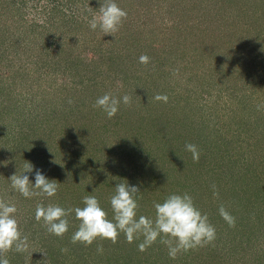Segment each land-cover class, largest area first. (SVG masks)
Masks as SVG:
<instances>
[{"label": "rangeland", "instance_id": "1", "mask_svg": "<svg viewBox=\"0 0 264 264\" xmlns=\"http://www.w3.org/2000/svg\"><path fill=\"white\" fill-rule=\"evenodd\" d=\"M207 1L166 0L164 4L159 0L164 7L159 8V18H152L151 30L144 34L138 33L140 36L123 37L120 57H113L111 61L108 56L109 49L106 48L105 56L98 62L95 73L91 67L84 71L80 64L71 71L72 74L77 72L81 75L83 81L93 76L96 83V87H92L93 100L103 95L102 91H107V88L114 91L121 87L122 94L114 96L121 99L122 103V97L130 96V91L135 90L136 86L135 100L131 103H140V110L131 112L134 115H129L130 112L121 114L118 111L114 117L107 119L103 111L92 114L93 106H89L90 111L87 112L82 99L77 98L76 106L73 105L76 120L70 129L58 130L57 124L52 125L53 128L38 126L40 131L36 133L43 135L44 131L47 142L57 150L55 152L58 159L54 157V160H59V169L44 163L48 159L37 155L36 151L25 148L26 137L35 134L30 130L31 121L26 115V104L32 106L35 100L28 97L33 96V90L28 89V79L24 74L25 71L30 73V70L34 69L33 64L27 61L33 56L25 55L29 53L30 48H26L24 53L20 49L13 51L10 46L2 50L3 37L0 35V198L16 206L15 217L20 230L28 237L26 251L16 252L13 249L5 254L10 264H264V250L263 246H260L264 243V161L261 160L264 159V107L258 108L264 105V29L256 30L257 18L252 12L254 8L257 9L259 2L264 4V0H236L233 7H230L234 8L235 12L238 10L232 20H239L241 27L250 23L249 45L239 47L231 35H226L231 47H225L226 40L223 39L216 49L222 53L220 57L215 55L212 59L211 55L210 64L207 58H204L205 61L201 59L203 65L197 68L190 67L191 62L186 59L188 66L184 67V58H187L188 54L201 58L196 49L199 42L212 44L210 36L197 35L194 32L197 27H193L194 22H197L198 27H205L209 31L216 23L215 19L211 21L210 16L206 14V4L211 2ZM100 2L103 3V0ZM218 2L220 5L222 3L225 8L221 6L222 11L226 14L229 9L226 5L231 4L233 0ZM188 4L194 6L192 13H188ZM2 5L5 6L4 9L1 8ZM11 5L17 7V12L9 13ZM92 6L93 3L89 5L88 1L80 0H1L0 20L6 17L9 19L10 14L20 13L23 23H34L35 31H38L35 20H41L44 16L47 18L49 12L66 15L74 8L80 16L90 20L92 15L99 11V5L94 10ZM125 6L128 7L124 3ZM56 8L61 11L57 12ZM212 10L213 7L209 6V11ZM145 12L144 6L129 10L126 21L139 27L141 20H145L147 16ZM79 26L83 32L84 24L81 22ZM11 30L14 31L15 28ZM1 32L0 30V34ZM7 32L6 30L4 36ZM82 39L87 42L77 44V49L82 55L81 58L88 60L90 65L94 60L91 57H97L103 48L97 51L99 45L92 38ZM180 39H183L186 47H181L182 41L178 43ZM32 43L33 40L28 42L29 45ZM45 49L44 56H47L49 63H54L59 54L53 47L46 46ZM160 50L163 51L164 58L155 60L154 51L161 54ZM145 54L150 57V63L147 65L139 63V57ZM240 60L245 62L238 64ZM60 68L51 64L48 69L52 70L53 76H58ZM206 71L207 75L211 74L213 77L200 83L199 79L203 80ZM58 80L53 83L58 85ZM47 81L49 84L46 85H53L50 78H47ZM136 81L142 84L145 81L153 83L155 88H140L135 85ZM162 84L168 85L167 88L161 90ZM193 84H198L193 92L202 94V99L199 98L195 104L203 102L200 110L211 113V118L205 122L204 130V122L184 125V115L176 116L178 112L173 115L174 111L171 110H177L178 102L181 104L178 99L187 100L191 90H186L193 87ZM33 86L37 88L36 84ZM68 90L70 94L83 91L79 84H71ZM173 92L178 94L177 99H171ZM156 94L168 97L164 107H149L156 103ZM62 96L66 98L63 92ZM171 100L173 102L170 109ZM140 113L145 115L137 118ZM165 113H169L171 119L167 118ZM169 121L174 124L167 126ZM185 130L188 132V138L183 136L186 134ZM186 143L197 145L201 153L198 163L193 162L192 154L185 149ZM86 146L89 152L94 150L93 155L86 156L83 153ZM43 149L45 157L49 150ZM251 150L256 151V156L252 158L248 155L252 153ZM75 151L77 153L74 154ZM159 151L163 152L162 155ZM71 160L73 163L69 164ZM26 162L34 166L32 173H22ZM77 166L82 167L80 170L88 169L77 173L74 172ZM36 169L49 180L54 177L57 179L56 171L60 173L56 181L59 188L54 197L39 195L25 198L13 189L9 180L13 174L28 175L31 183L35 184ZM194 172L203 177L199 178L200 180L195 178L193 186L197 181L216 185L219 199L211 192V200L219 202L218 206L223 203L228 211H232L231 215L236 221L235 227H229L222 217L211 221L218 231L214 243L182 252L175 259L169 257L168 248L160 243L159 239L152 248H147L152 249V252H143L138 249V245L143 242V236L129 243L123 238V233L115 244L99 238L90 246L79 242L73 244L70 238L78 230L80 223L74 212L68 217L69 229L62 237L50 234L43 220L37 222L35 219L38 204H56L65 209H74L84 206L85 196L99 192L100 205L108 213V219L112 220L114 213L110 198L115 194L118 183L138 187L137 202L140 210L137 211V218L143 215L154 219V202L162 203L169 195L176 194L174 191L178 190L180 185H186V182L194 178ZM63 183H66L67 187ZM193 188L188 192L183 190L193 197L197 207L200 200L208 201L206 194L197 195V188ZM75 196L80 202H72ZM206 211L208 212V209ZM253 220V225L250 226V221ZM245 222L247 225H244ZM98 245L103 246L102 253L97 252ZM61 249L67 251L62 252ZM157 249L164 250V254H156Z\"/></svg>", "mask_w": 264, "mask_h": 264}, {"label": "trees", "instance_id": "2", "mask_svg": "<svg viewBox=\"0 0 264 264\" xmlns=\"http://www.w3.org/2000/svg\"><path fill=\"white\" fill-rule=\"evenodd\" d=\"M83 1H88V4L90 5V3H93L92 6V10H94L97 5H99L98 7L101 6V2L102 0H80V2ZM142 1H146V3H142ZM163 1V3L165 4L166 0H161ZM211 1L210 3L206 4L207 6V10H206V14H208L209 19L211 21L216 22L214 24V26L208 31L205 29V27H198V23L194 22V26L193 27H197L196 31L193 30V28H191V30H193L194 32L198 34H200L201 37H205V35L210 36V39L212 40V44L210 45V43H207L206 41L203 42H199L198 45H196V49L198 50V53L201 55V58H196L194 55L192 54H188L187 58H184V62H183V66H188V62L186 61V59H188L191 63L190 67L195 66V68L200 67V65H203V62H200V60L207 58L209 64H210V58L212 55V59L215 58V55H217L218 57L221 56L222 53H220L219 51H216V49L218 48L219 45H221V41L223 39H225V47H231V45H229L228 41H227V37L228 36H232L234 38V41L236 43L237 46L241 47V46H245V45H249L251 43V38L249 36V24L247 23L244 26H240L238 21L239 20H232L233 15L236 17V12H238V10L235 12L234 8H230L233 7V5L235 4L236 0H233V2L231 4H227L226 7L229 8L228 11L226 12V14H224V12L222 11V7L224 8V6L219 4L218 0H208L207 2ZM1 2V0H0ZM115 2L124 10L129 11V10H134L139 9L141 6H144V8L146 9V17L145 20H141V24L139 27H137V25L135 24H130L128 22V20L123 22L122 27L119 29L118 32L114 33L113 35L110 34H104L99 28H97L96 30H92L89 27V23H88V19H86L85 17H82V15L80 16V14H78V12L76 10L70 9L69 12H67L66 15H58V14H52V13H48L49 15L44 16L43 19L38 20L36 19L35 22L37 23L38 31H35L36 29L34 28V23L32 24H24L23 23V19L20 16V13H15V14H10V20L6 17L3 18L2 20H0V30L1 32V36L2 41H3V49H7L9 46L11 47V49L13 51H17L18 49L26 50V48H30L29 53L27 52L25 55H32L33 58L29 59L27 61H29L31 64H33V68L30 70V73L28 71H25V75L28 79L27 83H28V89H32V95L31 98L30 96L29 99H34V103L31 106V104H26V115L29 117V121H31V128L30 130L33 131L34 135H29L27 136V140H26V145L25 148L28 149L30 148L31 150H33L32 152L36 151L37 155H41L42 158L48 159L46 160L44 163H49L52 164V167H56L57 169H59V166L57 165V163L59 164V160H54L56 158V152L57 150H54L53 145L49 142H47L46 138L44 137V131L42 132L43 135L37 134L36 132H39L40 130L37 129L38 126H46L47 128H53L52 125L57 124L58 130H60L61 128H63L64 130H68L70 129V127L73 126V122H75L76 120V114L75 111H73V105L76 106V99L80 98L82 99V102L85 106V110L90 111L88 108L89 106H93V110H91L92 114L95 113H101L102 110L100 108L94 107L96 100H93V98H91L94 94H93V88L92 87H96V83L95 81H93V76H91L90 78L88 77L87 81H83L81 79V75H78L77 72L73 73L71 71H73V69L78 68L77 66L80 64L81 67H83L84 71H87V69L89 67L94 69V73L97 71V64L99 61H102V58L105 56L104 51L106 48L109 49L108 52V56L110 57L111 61H113V57L116 56H121V43L122 40L124 39L123 37H125L126 35L128 36H140L139 34H144V32H147V30H151V22H152V18L156 17L159 18L158 16H160V11L159 8L164 7L163 4H161L159 2V0H115ZM230 2V1H229ZM245 2V1H244ZM253 3V1H251ZM100 3V4H99ZM104 3V0H103ZM124 3L128 5V7H124ZM191 3H194V1H191ZM86 4V3H84ZM189 6V11L188 13L191 11V13L194 10V6H190V4H188ZM209 6L213 7L212 11H209ZM222 6V7H221ZM2 9L5 8L4 5L1 6ZM240 8V7H239ZM17 7L16 6H12L10 7V9L8 11H10L9 13H14L17 12L16 11ZM225 9V8H224ZM245 8L243 7V10ZM247 9V8H246ZM197 10V9H196ZM56 11L59 12L61 11L59 8H56ZM258 11V12H257ZM137 12V11H136ZM144 12V11H143ZM257 18V24H256V30L259 31L261 28L264 29V4H261L260 2L257 5V9L252 11ZM138 13V12H137ZM85 18V19H83ZM259 19V22H258ZM205 20V18L203 19ZM11 23H9V22ZM252 23V20H250ZM84 24V28H83V32L80 29L79 24L80 23ZM246 22H249L246 20ZM206 25V24H205ZM191 26V25H190ZM191 26V27H192ZM25 28L24 30L19 29V28ZM10 28V30H9ZM11 28H15V30H11ZM6 30L8 31L7 34L4 36V33L6 32ZM17 30V31H16ZM87 30V32L85 31ZM190 30V31H191ZM221 30V31H219ZM136 31V32H135ZM160 31L163 32L162 28H160ZM142 32V33H141ZM222 35V37H220ZM228 35V36H226ZM91 36V37H90ZM84 39H89L90 40H94L95 43H97L99 46L97 47V51L98 49H101L98 53V58L97 57H91L94 60L92 61V64L89 65L88 60L81 58V54L78 48L79 43H83L86 40ZM92 38V39H91ZM33 40L32 45H29L28 42L30 43ZM183 39L178 40V43H180ZM217 40V41H215ZM87 42V41H86ZM123 44V43H122ZM46 46H50L54 48V51H57V54H59V56L55 57V61L54 63H49V60L47 58V56H44V51L46 50L45 47ZM186 47L185 42L182 41L181 42V47L183 48ZM222 48V46H221ZM138 50V48H137ZM161 54L158 53L157 51H154V59L155 60H159V58H164L163 56V51L160 50ZM31 56V57H32ZM80 57V58H79ZM108 58V57H107ZM106 59V58H105ZM205 61V59L203 60ZM221 61V60H220ZM245 60H240L238 64H242L244 63ZM232 63V62H231ZM51 64H56L59 67H61L60 69V73L58 74V76H53L52 74V70L48 69L51 67ZM44 65L43 67H40ZM89 65V66H88ZM208 65V64H207ZM41 68H43L42 70H40ZM39 72V73H38ZM52 74V75H51ZM209 74V73H208ZM18 75V74H17ZM197 75V74H196ZM205 75L202 79H199V82H206L207 80H210L211 77H213L211 74L207 75V71L205 72ZM47 76V78H50V80H52V84L51 86L46 85L49 84V82L47 81V78H45ZM198 76V75H197ZM58 80V85L55 83H53V81H57ZM204 79H206V81H204ZM194 81V80H193ZM163 82L167 83L165 80H163ZM36 84L37 88H35V86H33L34 84ZM56 84V86H54ZM72 85H78L80 87H82L83 91L80 92L79 94H70L69 93V86ZM134 84V83H133ZM135 85H137L140 88H144L146 90H148V88H155V84H149L147 81H145L143 84L139 83L138 81L135 82ZM198 84H193L190 88H187V91L191 90V94L189 95V97H187V100L182 98V99H178L180 101L181 104L177 105V110L175 109H171V105L173 100H171V104H170V109L172 111H174L173 115L176 114V112H178V115L176 114V116H181L184 115L183 117V123L184 125H195L196 123H202L203 124V130H204V126H205V122L207 121V119L211 118L210 117V112L208 111L207 113L205 111L200 110L203 106V102L202 103H198L195 104L196 102L199 101V98L202 99V94L198 93L197 91L193 92L194 89H197L195 86H197ZM162 88L161 90L164 88H167L168 85H161ZM79 88V87H78ZM135 90H131V102L134 101V92L137 90L136 86H134ZM63 89V90H62ZM80 89V88H79ZM62 90V91H61ZM107 91H102L104 92V94H110V92H112L111 95H117L119 96L120 94H122L121 92L123 91L121 87L114 89V91H109V88L106 89ZM77 91V90H76ZM62 92L63 94H66V98H64V96H62ZM93 94V95H92ZM38 95V96H37ZM84 95V96H83ZM100 95L99 97L103 96ZM82 96V98H81ZM98 97V98H99ZM171 99L178 97L177 93H172L171 94ZM180 97V96H179ZM205 97V96H203ZM200 99V100H201ZM69 101H72V103H69ZM90 102V103H89ZM89 104V105H88ZM157 104V105H156ZM167 104V102H163V101H156V103L153 105V103L151 105H149L150 108H156V107H164ZM100 109V110H96V109ZM196 108V109H194ZM28 109V111H27ZM166 109V108H165ZM194 109V111L192 110ZM83 110V109H82ZM139 111L140 110V103L138 104V102L135 101V103H130V105H125L123 102L120 104L119 107V113H129L134 115V113H131L133 111ZM197 110V111H196ZM166 111V110H163ZM167 115V118L171 119V117L169 116V113H165ZM140 115H145L143 113H140L137 118ZM124 116V115H123ZM161 116H164L163 114H161ZM40 118V120H39ZM107 118V117H106ZM109 119V118H107ZM174 120V119H173ZM40 121V122H38ZM170 124L167 126H170L171 123L174 124L172 121H169ZM181 122V121H180ZM40 123V124H39ZM186 131V130H185ZM188 132L186 131V134L183 135L186 138L189 137V135H187ZM210 134H208L207 136L209 137ZM56 147L58 148V144H55ZM60 147V146H59ZM68 148H71L69 146H67ZM43 148L48 149L49 152H46V156L43 157L45 155V152L43 153ZM87 146L85 147V149H83V153H85L86 156L88 155H93L94 154V150L92 151H88L87 150ZM59 151L61 150V148L58 149ZM251 154L250 158L256 156L255 152L256 151H252L251 150ZM74 154L77 153V151L73 152ZM160 155H162V151H159ZM35 154V155H36ZM77 156V155H76ZM55 157V158H54ZM85 157V156H83ZM168 158V157H167ZM167 158L165 160H167ZM58 159V157L56 158ZM264 161V159H261ZM69 164L73 163V160H71L70 162H68ZM65 164V163H64ZM70 166V165H69ZM82 167L77 166L75 168L74 172H81L82 170H87L88 168L85 169H81ZM67 169V167H66ZM93 172V171H91ZM196 172V170H195ZM194 172V178L188 182H186V185H180L179 189L176 191H174L176 194H183L185 193L183 189H185L187 192L193 188L196 187L197 190V195L201 194V196H203L204 194H206V196L208 197V201L206 200H200V203L198 205V208L201 210V212L206 213L207 209L208 212L206 213L208 215L209 221L211 223L214 222L215 220H217V218H221L220 214H219V202L215 201V200H211L212 199V195L211 192H213L212 187L210 184L208 183H204V182H200L197 181L195 183V186L192 185L193 181L195 178L199 179L201 177H203V175H199L198 173ZM96 173V172H95ZM60 173L58 171H56V176L57 179L54 177L53 180L57 181L59 179ZM200 180V179H199ZM64 186L67 187L66 183H63ZM72 185H75L74 183L71 182ZM68 188H69V183H68ZM87 189V187L85 188V190ZM93 188H91L92 191ZM194 189V188H193ZM72 192V191H71ZM91 195L96 196L98 199L100 198V194L99 192L97 194L91 193ZM80 196V194L78 195V197ZM80 199L77 198L75 196V199H72V202H80ZM223 204V203H222ZM140 209L138 208L137 211H139ZM230 212V211H229ZM234 212V211H233ZM232 213V211L230 212ZM210 216H212V218H210ZM214 218V219H213ZM212 219V220H211ZM253 221H250V226L253 225ZM244 223V222H243ZM244 225H247V222H245ZM256 225V224H255ZM217 229H216V233H217ZM264 234V233H263ZM218 235V234H217ZM125 238V237H123ZM71 239V238H70ZM263 246V250H264V243L260 244V246ZM153 246V245H152ZM151 246V248H152ZM198 249V248H197ZM149 252H152V249L147 250ZM147 251H143V252H147ZM156 254H164V250L162 249H157ZM78 258V257H77ZM163 264V263H160Z\"/></svg>", "mask_w": 264, "mask_h": 264}, {"label": "clouds", "instance_id": "3", "mask_svg": "<svg viewBox=\"0 0 264 264\" xmlns=\"http://www.w3.org/2000/svg\"><path fill=\"white\" fill-rule=\"evenodd\" d=\"M127 11L122 9L115 0H104L98 13L88 20L92 30L99 28L104 34L113 35L122 27L127 19ZM139 63L147 65L150 57L141 55ZM122 86V85H120ZM156 101L167 102L168 97L162 94L154 96ZM122 102L130 105L131 97L124 95ZM72 103V101H69ZM121 99L104 94L97 98L94 107L100 108L111 119L119 111ZM264 107L258 106V108ZM185 149L192 154L193 162H199L200 151L197 145L186 143ZM33 165L26 162L22 173H32ZM13 174L10 177L13 189L23 197L44 195L54 197L59 183L49 180L39 169L35 171V184H32L28 175ZM213 196L219 199L216 185H211ZM136 186L127 183H118L115 194L110 198V205L114 213L113 219H108V213L101 207L98 198L87 195L83 198V207L65 209L56 204H38L35 210L37 222L43 220L47 231L57 237H62L69 229L68 217L74 212L75 218L80 221L78 230L72 235L73 244L79 242L90 246L98 238L110 240L115 244L121 233L126 240L132 243L143 236V242L138 245L140 251H146L159 239L160 243L168 248V255L175 259L178 254L195 250L213 244L216 240V229L210 223L208 215L202 213L195 205L193 197L187 192L171 194L162 203L154 202L155 218L139 216L137 218L138 202ZM219 214L229 227H235V217L227 210L224 204L219 206ZM17 208L0 198V264H10L5 254L13 249L24 252L28 248V237L23 235L15 217ZM62 252L67 249H61ZM97 252H103V246L98 245Z\"/></svg>", "mask_w": 264, "mask_h": 264}]
</instances>
